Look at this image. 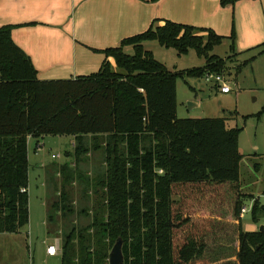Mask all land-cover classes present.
I'll list each match as a JSON object with an SVG mask.
<instances>
[{
    "label": "trees",
    "instance_id": "1",
    "mask_svg": "<svg viewBox=\"0 0 264 264\" xmlns=\"http://www.w3.org/2000/svg\"><path fill=\"white\" fill-rule=\"evenodd\" d=\"M11 30L0 27V233H17L29 220L27 137L68 135L75 146L66 154L75 163L91 152L103 155L106 168L96 184L106 191V211L94 213L84 227L64 223L61 264H108L118 239L124 264H208L203 255L229 240L238 241V264H264V232L241 225L242 128H228L221 117L176 115L178 78L229 70L231 57L210 54L223 36L153 20L146 30L99 50L103 60L96 72L39 80ZM145 41L179 56L194 50L205 64L171 72L144 49ZM128 46L131 54L124 51ZM263 112L264 106L256 116ZM66 165L62 170L71 181L73 169ZM61 199L52 203L48 222L59 206L72 213ZM259 207L255 200L253 217Z\"/></svg>",
    "mask_w": 264,
    "mask_h": 264
},
{
    "label": "crops",
    "instance_id": "2",
    "mask_svg": "<svg viewBox=\"0 0 264 264\" xmlns=\"http://www.w3.org/2000/svg\"><path fill=\"white\" fill-rule=\"evenodd\" d=\"M153 20L207 28L223 36L212 52L227 44L228 53L223 57L210 54L222 59L231 57L229 67L232 65L237 71L238 66H250L264 55V0H238L226 5H221L220 0H0V27L12 26L11 38L30 58L39 80L68 79L96 72L103 60L99 50L117 46L123 38L146 30ZM157 45L156 41L143 42L144 49L151 51L169 71L189 69L182 67V57L193 50L179 56L171 50H160ZM124 51L130 54L132 48L125 47ZM204 64L205 60L198 67ZM253 99L257 100V96ZM70 138L72 149L64 154L75 146L74 137ZM32 139L27 137V158ZM34 144L36 156L43 151L44 143L38 139ZM244 214H241L243 230ZM238 250V241L233 240L215 247L202 258L208 264H238Z\"/></svg>",
    "mask_w": 264,
    "mask_h": 264
},
{
    "label": "rangeland",
    "instance_id": "3",
    "mask_svg": "<svg viewBox=\"0 0 264 264\" xmlns=\"http://www.w3.org/2000/svg\"><path fill=\"white\" fill-rule=\"evenodd\" d=\"M157 46L160 50H171L176 54L174 49ZM227 49L228 45L224 44L210 53L223 57L228 53ZM182 60V67L185 68L198 67L204 62L194 50ZM111 64L114 67V63ZM224 75L232 88L227 95L216 90L212 79L191 77L185 82L178 78L177 117H225L228 118V128H242L238 146L243 155L240 162V191L245 195L242 205L246 209L243 224L245 231L255 232L264 225V208L259 207L256 216L252 214L254 199H258L259 205L264 207V112L256 116L264 104V55L250 66L242 65L238 71L231 65ZM256 96L257 100H254ZM189 103L194 106H189ZM35 140L32 139L28 145L29 220L17 233H0V264H61V254L48 256L45 248L58 238L61 250L64 223L67 227L71 226V222L77 227H84L91 222L94 213L101 215L106 211V191L96 184L106 168L103 155L91 152L75 163L73 157L67 155L69 151L63 153L72 149L70 136L49 135L39 139L44 148L34 156ZM57 154L59 158H51V155ZM64 164L73 169L71 181L65 179L67 172L62 170ZM255 164L259 165L257 170ZM62 195L66 204H71L72 213H64L59 206L53 212V222H48L47 213L52 203L61 204Z\"/></svg>",
    "mask_w": 264,
    "mask_h": 264
},
{
    "label": "built area",
    "instance_id": "4",
    "mask_svg": "<svg viewBox=\"0 0 264 264\" xmlns=\"http://www.w3.org/2000/svg\"><path fill=\"white\" fill-rule=\"evenodd\" d=\"M204 77L212 79L216 90L223 94H228L231 92V87L227 84L226 77L224 74H206ZM57 155H52V158H56ZM245 207L241 208V214L245 213ZM262 232H264V225L262 226ZM58 253L61 254V250L59 247V239L55 238L53 240V244H50L46 248V254L48 256H55Z\"/></svg>",
    "mask_w": 264,
    "mask_h": 264
},
{
    "label": "water",
    "instance_id": "5",
    "mask_svg": "<svg viewBox=\"0 0 264 264\" xmlns=\"http://www.w3.org/2000/svg\"><path fill=\"white\" fill-rule=\"evenodd\" d=\"M189 106L194 104L189 103ZM259 231H262V226L259 227ZM108 264H124V256L122 252V240L118 239L109 252Z\"/></svg>",
    "mask_w": 264,
    "mask_h": 264
}]
</instances>
